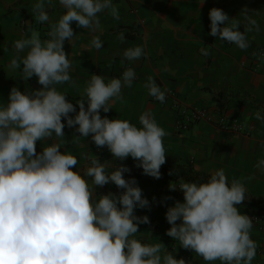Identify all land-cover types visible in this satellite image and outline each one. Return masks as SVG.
<instances>
[{"label": "clouds", "instance_id": "clouds-1", "mask_svg": "<svg viewBox=\"0 0 264 264\" xmlns=\"http://www.w3.org/2000/svg\"><path fill=\"white\" fill-rule=\"evenodd\" d=\"M57 2L66 11L51 23L49 38L42 40L39 32L31 31L30 38L15 41L16 54L8 65L23 80L37 77L42 88L22 93L13 87L7 103H0V264H185L162 243L146 244L135 238L138 225L150 222L147 216H136L135 210L149 208V201L135 179L123 177L129 168L121 165L109 172L94 156L86 157L89 163L81 174L73 171L78 159L68 151L61 153L59 142L36 152V142L51 140L53 135L64 138L63 118L80 137L91 135L96 146H106L115 159L137 161L145 175L159 179L166 162V132L151 111L139 116V126L100 115L101 110L112 109L110 101L123 99V88L132 87V68L108 82L91 75L77 103L78 112L58 91L57 86L65 83L76 87L63 49L75 37L70 22L96 32L101 28L98 14L110 10L118 20L119 12L113 0ZM46 3L51 5L53 0H36L33 5V14L42 24L51 19ZM239 17L230 19L221 9L212 8L209 35L247 50L246 33L259 32L260 25L246 9ZM242 24L243 32L238 30ZM118 38L123 42L125 35L120 33ZM102 46L99 37H93L91 47ZM143 55V48L136 46L127 48L122 57L135 61ZM144 87L150 97L165 101V92L152 78ZM256 119L264 121V115L257 112ZM255 167L264 174V159ZM109 183L124 191L97 197L94 188ZM179 190L183 202L167 209L165 218L171 227L166 235L208 264H252L258 247L251 238L253 223L236 207L246 199L244 184L236 179L229 182L219 169L206 182L180 183Z\"/></svg>", "mask_w": 264, "mask_h": 264}, {"label": "crops", "instance_id": "crops-1", "mask_svg": "<svg viewBox=\"0 0 264 264\" xmlns=\"http://www.w3.org/2000/svg\"><path fill=\"white\" fill-rule=\"evenodd\" d=\"M35 3L36 0H0V103H7L13 87L22 93L42 88L37 77L23 80L18 71L8 68L16 54L15 41L30 38L31 31L39 32L42 40L48 39L51 23L66 11L57 0L51 5L46 3L45 10L51 19L42 24L33 14ZM201 3L202 0H113L119 19H114L110 10L98 14L101 28L96 32L70 22L75 37L66 41L63 49L71 62L69 74L76 87L65 83L57 89L78 112L77 103L91 75H100L108 82L121 78L125 70L132 68L135 72L132 87L122 89V100L109 102L112 107L109 112L100 111L102 118L127 120L139 126V116L144 111H151L166 132L163 138L166 162L162 166L188 165L208 175L223 169L229 182L239 180L248 194L264 199V174L255 167L260 159H264V121L256 119L257 112L264 115V62L255 71L254 61L256 52H264V0H204ZM212 8L221 9L230 19H242L239 15L245 9L249 15L253 14L260 31L246 33L250 45L247 50L209 35V11ZM238 30L244 31L243 24ZM120 33L125 35L123 42L118 38ZM93 37L102 41L101 49L91 47ZM136 46L143 48L144 55L139 60H124L123 52ZM202 50L207 55L202 54ZM149 78L165 94L174 92L189 106L206 108L215 114L218 109H223L229 121H237L243 128L251 129L250 136H233L206 122H200L186 132H177L171 102L157 104L148 95L144 85ZM74 115L69 114L70 117ZM62 123H65L64 138L53 135L51 140L36 142L37 153L49 144L59 142L61 153L68 151L78 159L73 171L83 174L89 163L86 157L96 156L107 165L109 172L126 166L130 172L124 173L123 177L134 179L137 161L131 157L123 161L115 159L106 146H96L91 135L80 137L75 128L67 127L63 118ZM135 181L143 198L149 201V208H137L134 214L147 216L150 221L138 225L135 238L146 244L162 243L166 251L178 260L183 259L185 264H208L193 250L180 247L178 241L166 235L171 225L165 214L175 202H183L179 185L184 181L150 176ZM114 186L109 183L95 187L94 191L97 197L114 194ZM171 187L177 190L173 191ZM238 210L249 218L261 214V222L253 223L251 230V238L258 245L252 264H264V211L244 207H238Z\"/></svg>", "mask_w": 264, "mask_h": 264}, {"label": "built area", "instance_id": "built-area-1", "mask_svg": "<svg viewBox=\"0 0 264 264\" xmlns=\"http://www.w3.org/2000/svg\"><path fill=\"white\" fill-rule=\"evenodd\" d=\"M130 1V0H126ZM255 71H258L264 62V52H256L254 56ZM166 99L163 103L153 98V102L157 104H166L167 101L171 102V106L175 112V129L179 133L190 130L193 126L200 122L211 124L216 130L229 133L233 136L248 137L251 134V129L243 128L242 124L237 121H229L223 109H218V114L212 113L211 110L195 106H189L182 101L174 92L165 94ZM115 195L119 196L124 190L116 186L112 188ZM260 213L254 214L250 219L252 223L258 224L261 222Z\"/></svg>", "mask_w": 264, "mask_h": 264}, {"label": "trees", "instance_id": "trees-1", "mask_svg": "<svg viewBox=\"0 0 264 264\" xmlns=\"http://www.w3.org/2000/svg\"><path fill=\"white\" fill-rule=\"evenodd\" d=\"M160 178L168 179L170 181L177 182L182 180L184 182H206L210 175L198 172L188 165H171V166H161L160 168ZM143 176H148L143 174V170L137 167V172L133 174L132 178L139 179ZM236 207H244L249 210L264 211V199H256L246 192V199L241 205H236Z\"/></svg>", "mask_w": 264, "mask_h": 264}]
</instances>
